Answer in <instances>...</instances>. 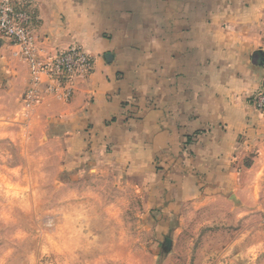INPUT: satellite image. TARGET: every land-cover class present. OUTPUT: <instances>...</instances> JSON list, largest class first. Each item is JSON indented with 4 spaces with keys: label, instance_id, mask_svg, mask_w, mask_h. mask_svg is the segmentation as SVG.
Masks as SVG:
<instances>
[{
    "label": "crops",
    "instance_id": "1",
    "mask_svg": "<svg viewBox=\"0 0 264 264\" xmlns=\"http://www.w3.org/2000/svg\"><path fill=\"white\" fill-rule=\"evenodd\" d=\"M14 2L30 15L39 60L75 46L93 59L89 75L56 91L0 38V103L21 107L33 137L61 144L62 170L127 172L158 220L255 193L264 118L251 98L264 90V0Z\"/></svg>",
    "mask_w": 264,
    "mask_h": 264
},
{
    "label": "rangeland",
    "instance_id": "2",
    "mask_svg": "<svg viewBox=\"0 0 264 264\" xmlns=\"http://www.w3.org/2000/svg\"><path fill=\"white\" fill-rule=\"evenodd\" d=\"M31 130L0 103V264H264V176L158 220L127 172L62 170L61 144Z\"/></svg>",
    "mask_w": 264,
    "mask_h": 264
},
{
    "label": "built area",
    "instance_id": "3",
    "mask_svg": "<svg viewBox=\"0 0 264 264\" xmlns=\"http://www.w3.org/2000/svg\"><path fill=\"white\" fill-rule=\"evenodd\" d=\"M29 22V13L23 7H17L14 0H0V38L7 39L12 46L17 47L16 55L29 65L34 81H38L39 75H45L56 84L54 90L57 91L72 79L87 76L92 72L93 59L76 46L58 52L47 61L39 60ZM36 94L35 90L28 91V104L34 102ZM69 95L70 92L66 89L64 96ZM251 104L264 118V90L257 92L251 98Z\"/></svg>",
    "mask_w": 264,
    "mask_h": 264
},
{
    "label": "water",
    "instance_id": "4",
    "mask_svg": "<svg viewBox=\"0 0 264 264\" xmlns=\"http://www.w3.org/2000/svg\"><path fill=\"white\" fill-rule=\"evenodd\" d=\"M260 58V53H255L253 55V63H257V60ZM171 248V240L166 238L163 242V245H162V250L163 252H167L169 251Z\"/></svg>",
    "mask_w": 264,
    "mask_h": 264
}]
</instances>
